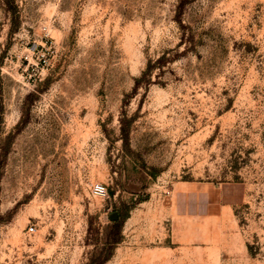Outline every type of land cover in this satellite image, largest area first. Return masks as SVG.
Returning <instances> with one entry per match:
<instances>
[{
	"label": "rangeland",
	"instance_id": "1",
	"mask_svg": "<svg viewBox=\"0 0 264 264\" xmlns=\"http://www.w3.org/2000/svg\"><path fill=\"white\" fill-rule=\"evenodd\" d=\"M0 264H264V0H0Z\"/></svg>",
	"mask_w": 264,
	"mask_h": 264
},
{
	"label": "crops",
	"instance_id": "2",
	"mask_svg": "<svg viewBox=\"0 0 264 264\" xmlns=\"http://www.w3.org/2000/svg\"><path fill=\"white\" fill-rule=\"evenodd\" d=\"M242 186L225 185L217 190L214 186H206L200 190L190 189L175 195L174 213L177 217L208 216L216 206H234L244 197ZM219 191V192H218Z\"/></svg>",
	"mask_w": 264,
	"mask_h": 264
},
{
	"label": "built area",
	"instance_id": "3",
	"mask_svg": "<svg viewBox=\"0 0 264 264\" xmlns=\"http://www.w3.org/2000/svg\"><path fill=\"white\" fill-rule=\"evenodd\" d=\"M92 194L96 197L107 198L108 190L103 184L96 183L92 187ZM28 230H29V232H34V230H35L34 225L29 226Z\"/></svg>",
	"mask_w": 264,
	"mask_h": 264
},
{
	"label": "water",
	"instance_id": "4",
	"mask_svg": "<svg viewBox=\"0 0 264 264\" xmlns=\"http://www.w3.org/2000/svg\"><path fill=\"white\" fill-rule=\"evenodd\" d=\"M113 218L118 219V214L117 213H113L110 215V219L112 220Z\"/></svg>",
	"mask_w": 264,
	"mask_h": 264
},
{
	"label": "trees",
	"instance_id": "5",
	"mask_svg": "<svg viewBox=\"0 0 264 264\" xmlns=\"http://www.w3.org/2000/svg\"><path fill=\"white\" fill-rule=\"evenodd\" d=\"M187 0H183V2H186Z\"/></svg>",
	"mask_w": 264,
	"mask_h": 264
}]
</instances>
